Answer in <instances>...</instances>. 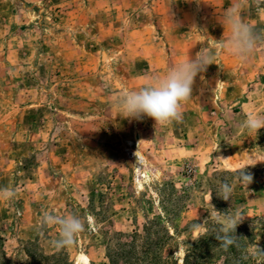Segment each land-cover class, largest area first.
<instances>
[{"label":"rangeland","instance_id":"rangeland-1","mask_svg":"<svg viewBox=\"0 0 264 264\" xmlns=\"http://www.w3.org/2000/svg\"><path fill=\"white\" fill-rule=\"evenodd\" d=\"M234 8L264 38V0H0V264H264V128L242 127L264 116V39L217 49ZM200 50L180 122L121 117L125 87ZM46 212L85 222L72 247ZM236 213L225 248L214 217Z\"/></svg>","mask_w":264,"mask_h":264},{"label":"clouds","instance_id":"clouds-1","mask_svg":"<svg viewBox=\"0 0 264 264\" xmlns=\"http://www.w3.org/2000/svg\"><path fill=\"white\" fill-rule=\"evenodd\" d=\"M224 26L229 32L226 40H217L216 47L219 51H227L239 61H247L254 53L262 38L240 16L238 9L227 12L223 18ZM211 53L199 51L194 57L187 56L176 63L163 76H155L152 82L139 89L124 88L115 100V107L121 117L130 120H140L143 117L151 118L155 124L166 126L172 122H180L183 119L182 105L192 97L193 85L198 74L203 73L211 64ZM242 127L257 135L264 128V116L249 113ZM260 162V161H258ZM243 186L247 187L252 182V176L245 173V169L238 173ZM232 187L223 183L220 185L219 196L229 200ZM15 192L10 189L0 190V199L10 201ZM211 199V198H210ZM217 211V210H216ZM219 213V211H217ZM240 213L235 215H217L214 220L220 225V233L217 239L222 246L227 248L233 243L231 233H235L237 226L242 222ZM41 226H54L58 228V238L54 245L58 248L72 247L77 237L85 228V222L74 214H50L45 213L41 218ZM258 254L264 255L259 247Z\"/></svg>","mask_w":264,"mask_h":264},{"label":"trees","instance_id":"trees-1","mask_svg":"<svg viewBox=\"0 0 264 264\" xmlns=\"http://www.w3.org/2000/svg\"><path fill=\"white\" fill-rule=\"evenodd\" d=\"M36 257H37V258H34V257H33V264H38L39 259H42V260H44V261H46V260L49 259V258L46 257V256H43V257H42V256H37V255H36Z\"/></svg>","mask_w":264,"mask_h":264}]
</instances>
